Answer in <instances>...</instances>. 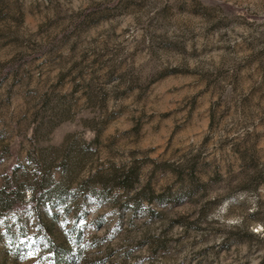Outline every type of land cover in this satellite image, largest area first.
Instances as JSON below:
<instances>
[{
  "label": "rangeland",
  "instance_id": "obj_1",
  "mask_svg": "<svg viewBox=\"0 0 264 264\" xmlns=\"http://www.w3.org/2000/svg\"><path fill=\"white\" fill-rule=\"evenodd\" d=\"M0 264H264V0H0Z\"/></svg>",
  "mask_w": 264,
  "mask_h": 264
}]
</instances>
